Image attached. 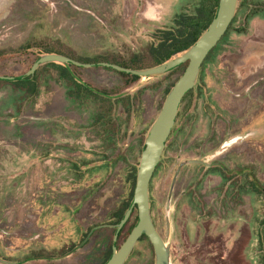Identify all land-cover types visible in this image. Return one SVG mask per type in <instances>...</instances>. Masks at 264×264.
I'll return each mask as SVG.
<instances>
[{
  "label": "rangeland",
  "instance_id": "1",
  "mask_svg": "<svg viewBox=\"0 0 264 264\" xmlns=\"http://www.w3.org/2000/svg\"><path fill=\"white\" fill-rule=\"evenodd\" d=\"M198 2L0 0V50L8 51L0 57V76L17 77L32 68L36 55L25 46L36 38L61 39L85 57L129 58ZM238 9L194 93L180 106L152 180V214L169 241L173 264H264V194L252 188L253 179L264 187V0ZM42 73L41 94L31 103L21 104V94L11 87L0 89V259L20 264L26 256L53 257L73 248L58 260L27 264H101L111 238L97 232L84 242L86 234L107 223L127 196V168L120 157L135 150L136 158L142 157L141 135L159 115L165 89L177 76L142 78L126 91L139 97L129 119L117 109L120 129L113 142L92 125L93 102L80 110L68 101L53 69ZM80 74L97 87L123 85L104 68ZM193 159L212 167L186 163ZM237 170L245 176L233 175ZM154 262L153 247L143 240L126 264Z\"/></svg>",
  "mask_w": 264,
  "mask_h": 264
},
{
  "label": "trees",
  "instance_id": "2",
  "mask_svg": "<svg viewBox=\"0 0 264 264\" xmlns=\"http://www.w3.org/2000/svg\"><path fill=\"white\" fill-rule=\"evenodd\" d=\"M248 1H251V0H238V8L239 7L241 8V6L245 7V4L248 3ZM218 5H219V0H199L198 5L195 7V9L192 12H182L180 14H177L174 20V24L171 27L156 30L153 33L151 37V41L147 44V46L144 47L141 51L137 53H133L129 58L123 57L122 55H119V54H113V53L98 55L92 58L85 57L79 54L78 51L73 46L63 42L61 39H52L50 37H44L42 39H37V38L32 39V41H30V43H28L25 46V50L34 49L33 52H35V55H36L35 61L42 55L58 54V55H64V56L73 58L82 63L109 62V63H114V64L121 65L123 67L130 68V69L147 70V69L159 66L171 59H174L177 56L189 50L197 42V40L204 34V32L208 29L209 25L211 24V22L216 16ZM238 8H237V11L239 10ZM255 13H257V11L254 12L253 14ZM235 20H236V15L228 31L226 32L224 37L221 39V41L226 37L231 27L233 26V23L235 22ZM218 45L215 47V49L218 47ZM23 48H24L23 46L19 47L20 50H22ZM215 49L209 54L203 66L208 61V59L212 56ZM9 52L11 53L12 49H10ZM7 53H8L7 50H0V57L5 56V54ZM187 65L188 63L182 64L179 67L169 71L165 75L158 77V78H163V79H170L172 78V76H175V75L177 76L176 79H174L165 89V99L167 98L170 90L173 88V86L176 84V82L179 80V78L185 71ZM40 68H42V70L43 68L46 70L53 69L56 72V76H57L56 79L59 83L65 86V89H66L65 96L67 97L68 101L72 103V105H76L78 106L80 110H83V109L90 108L88 107L87 103L93 102L95 104L94 105L95 107L93 108L94 110H93V114L91 117L92 125L99 128L100 129L99 132L101 134H106L108 138L111 139V141L113 142L115 141V139L117 138L119 134V129H120L118 117H116V111L119 107H122L124 111L126 112L125 114H127V118L129 119V117L131 116L132 108L136 106L139 93H137L136 95H131V94H127L126 91L130 89L134 84L138 83L142 79V77H139L133 74H126V73L118 72L110 68H104V67L97 66L95 68H104L106 70H109V71H112L118 74L123 80V85L121 87L105 89V88L97 87L93 83L84 80L80 72L87 70L88 68H82V67H78L72 64L64 65L58 62H51V63H46V64H42L38 66L36 69L35 75L29 78H26L24 80H19V79L2 80L0 79V89L2 90V89L11 87V89L14 92L20 93L21 94L20 96L21 104L25 102L31 103L33 101H36L37 98L41 94V88L44 82L43 73ZM163 82L164 81H161L160 82L161 84L158 83L156 87L162 85ZM194 89H192L190 92L186 94V96L184 97L181 103V106L194 93ZM140 93H143V90ZM18 110L20 109L18 108ZM179 114H180V110L177 114V118L179 117ZM175 128L176 127L173 128L171 135L173 134ZM148 131L149 129L146 131V133L143 132V134L141 135V138L139 140V143H141L140 147H143V148L145 147L146 134L148 133ZM167 147H168V142L166 144V148H165V151H164V154L162 156L160 163H162L164 159V155L167 152ZM142 150L143 149H140L139 151L140 157L142 156ZM135 151L134 153L128 156L123 155L122 157H120L122 163L127 168L126 169V187H128L127 196L114 209L109 221L107 223H103L100 225L118 224L121 221V219L124 217L126 211L129 209V207L133 203L134 191H135L136 180H137V172H138V166H139L138 159L141 160V158H136V156L134 155ZM135 159H137V161H135ZM158 167H160V164ZM151 187H152V181H151L150 188H149L150 210L152 214L153 203H152V198H151V193H150ZM252 188L254 191L256 190L259 193L264 194V187H261V189H258L256 187L255 182H252ZM152 217H153V214H152ZM137 222H138V212H137V209L134 208V211L129 221L124 226V228L122 229L119 235V239H120L122 235L124 234V232L127 233L125 240L123 241V244L126 242V240L131 235L133 229L137 225ZM89 232L86 234V236L89 234ZM97 232L106 233L105 235L111 238L110 239L111 245H109L108 251L105 253V257L101 263V264H105L112 255V247L114 244V234L116 232V229H113L111 227H103L95 231L94 233H97ZM143 240H148L150 242L148 237L145 235L141 237L139 242ZM261 240H263V235H261ZM118 241L116 243V246L118 247V249H120L123 246V244L119 246ZM249 244H251V239H248L247 241L248 246ZM72 249L64 248L59 252L58 251L54 252L52 253L53 257L41 258L40 255L39 256L38 255L26 256V258L23 261H21L20 264H27L28 262L33 263V262H39V261H45V262L55 261V260H58L64 257ZM258 254H261V253H258ZM242 256H244V254L239 255V257H242ZM4 260L10 261V259H4Z\"/></svg>",
  "mask_w": 264,
  "mask_h": 264
},
{
  "label": "water",
  "instance_id": "3",
  "mask_svg": "<svg viewBox=\"0 0 264 264\" xmlns=\"http://www.w3.org/2000/svg\"><path fill=\"white\" fill-rule=\"evenodd\" d=\"M237 8L238 0H219L215 18L197 42L185 53L154 68L136 70L109 62L82 63L64 55L46 54L40 56L33 64L32 68L23 75L17 77L0 76V79L2 80H24L34 76L38 66L51 62H58L64 65L72 64L82 68L100 66L126 74H133L142 78H157L165 75L182 64L188 63L185 71L170 90L159 115L151 125L146 136L145 147L142 151V157L137 172L132 205L118 224L97 226L89 232L87 238L84 240V242H86L97 229L103 227L116 229L112 255L105 264H126L135 246L143 235L148 237L153 246L155 255L154 264H173L169 241L164 239L157 230L151 214L149 188L154 174L161 162L168 139L176 124L177 114L180 110L181 103L186 94L196 86L205 60L228 31L236 15ZM186 163H204L206 166H211V164L198 159L188 160ZM134 208H136L138 212L137 225L123 246L118 249L116 243L119 239L120 232L129 221ZM167 209L168 211L170 210V204H168ZM169 235L170 218L167 216V236ZM0 264H10V262L0 259Z\"/></svg>",
  "mask_w": 264,
  "mask_h": 264
},
{
  "label": "flooded vegetation",
  "instance_id": "4",
  "mask_svg": "<svg viewBox=\"0 0 264 264\" xmlns=\"http://www.w3.org/2000/svg\"><path fill=\"white\" fill-rule=\"evenodd\" d=\"M175 127V126H174ZM202 165H204V166H206L204 163H201ZM207 167H210V166H207ZM211 167H212V165H211ZM226 171V170H225ZM245 170H237V171H233V175L234 174H237L238 175V177H243V176H245ZM252 182H255V184H256V187L258 188V189H261V185H258V182H257V180L256 179H253V181ZM132 254V253H131ZM131 256V255H130ZM130 258V257H129ZM129 260V259H128ZM128 262V261H127ZM126 262V263H127Z\"/></svg>",
  "mask_w": 264,
  "mask_h": 264
}]
</instances>
